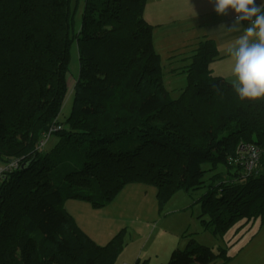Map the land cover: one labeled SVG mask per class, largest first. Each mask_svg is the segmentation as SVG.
<instances>
[{
  "label": "trees",
  "instance_id": "obj_1",
  "mask_svg": "<svg viewBox=\"0 0 264 264\" xmlns=\"http://www.w3.org/2000/svg\"><path fill=\"white\" fill-rule=\"evenodd\" d=\"M149 1L84 0L77 28L79 0H0V166L18 163L0 178V264H117L125 232L99 245L65 203L105 208L129 185L156 188L160 210L182 190L207 189L203 209L220 233L264 219L259 168L248 174L235 166L208 188L204 181L208 171L229 165L240 142L262 149L263 164L264 98L242 100L212 73L219 51L206 36L180 69L187 86L173 98L145 17ZM75 45L79 76L61 122ZM217 257L232 260L191 243L169 264Z\"/></svg>",
  "mask_w": 264,
  "mask_h": 264
},
{
  "label": "rangeland",
  "instance_id": "obj_2",
  "mask_svg": "<svg viewBox=\"0 0 264 264\" xmlns=\"http://www.w3.org/2000/svg\"><path fill=\"white\" fill-rule=\"evenodd\" d=\"M206 5L208 9L204 15L194 19L199 24L195 31H187L191 16H178V19L156 26L154 34V48L162 56L164 69L163 82L173 98H177L180 91L187 86L185 74H172L164 46L167 31L172 34H182L186 31L189 36L203 34V23L210 21L216 14L214 3ZM84 0H79V7L75 11L76 26H80ZM230 9L227 16L233 17ZM171 16H167L169 19ZM149 20H151L149 16ZM195 22V23H196ZM179 41L183 36H173ZM178 44V42H176ZM79 56L76 45L71 51L70 75L68 77L69 92L65 100L59 120L64 122L72 110L73 90L79 76ZM235 79V77H233ZM231 83V82H230ZM56 137L53 135L43 147L44 152L52 149ZM0 178L7 167L0 166ZM209 170L210 164L203 165ZM6 170V171H5ZM235 166L220 164L215 171H208L204 177L206 187L218 185L220 181L228 179L227 173H234ZM264 173V162L259 166ZM221 177L216 178L215 175ZM207 189H198L177 193L160 210L157 201V189L151 186L135 184L127 186L117 199L108 207L94 209L86 202L69 200L65 209L74 218L76 225L97 244L105 246L121 231L125 232L124 251L117 264H169L175 250H185L191 243L210 248L216 255L225 251L232 257L227 264H264V219L260 216L252 220H243L226 233L218 232L217 225L210 224L211 216L203 209L201 198ZM192 264H197L196 262ZM211 264H223V260L216 258Z\"/></svg>",
  "mask_w": 264,
  "mask_h": 264
},
{
  "label": "crops",
  "instance_id": "obj_3",
  "mask_svg": "<svg viewBox=\"0 0 264 264\" xmlns=\"http://www.w3.org/2000/svg\"><path fill=\"white\" fill-rule=\"evenodd\" d=\"M211 2L212 0H150L147 6L145 17L146 20L155 27V34L156 26L158 27L164 23H170L169 20L174 21L178 19L179 15L181 17L189 15L191 16V19L188 21L194 20V22L190 24L189 27L185 28H187V31L193 32L195 31L196 26L199 24V22H196L194 18L196 16L204 15L208 10L206 8V5H210L209 3ZM256 3L257 5H259L261 3H264V0H256ZM235 15L236 14L234 13L233 17H230L227 15H218L216 13L210 21L203 23V34L200 36L196 32L192 33L189 36V32L187 31L182 34H172L171 30L167 31V33L165 34L167 36L164 40V52H166L168 60L170 57H176L171 61L172 66L170 67V70L172 74L181 75L180 69L183 68L184 65H188L189 63L185 62V60L186 58L190 57V51L194 49L201 38L206 36L208 39H211L215 42L219 51V59L211 63L210 66L212 73L216 77H221L224 80L231 82L234 77L232 71L234 61L228 55L227 50L232 46L235 37L239 35V33L225 35L222 32L215 30H217L221 24L231 26ZM149 16L152 21L149 20ZM167 16L171 17H169V19H166ZM243 25L244 27L248 26L244 23ZM175 35L183 36V38L179 41H176L177 37L175 39L172 38ZM176 42H178V44ZM159 54L161 55V53Z\"/></svg>",
  "mask_w": 264,
  "mask_h": 264
},
{
  "label": "clouds",
  "instance_id": "obj_4",
  "mask_svg": "<svg viewBox=\"0 0 264 264\" xmlns=\"http://www.w3.org/2000/svg\"><path fill=\"white\" fill-rule=\"evenodd\" d=\"M218 15L234 11L231 26L221 24L215 31L225 35L239 33L228 48V55L234 61L231 84L239 97L249 100L264 98V3L256 0H212ZM248 26L244 27L243 22Z\"/></svg>",
  "mask_w": 264,
  "mask_h": 264
},
{
  "label": "built area",
  "instance_id": "obj_5",
  "mask_svg": "<svg viewBox=\"0 0 264 264\" xmlns=\"http://www.w3.org/2000/svg\"><path fill=\"white\" fill-rule=\"evenodd\" d=\"M243 23L248 25L247 21H244ZM61 129L62 128L60 126L52 128L47 134L46 138H49L52 133L60 131ZM262 153V149H260L257 145L240 142L236 153L228 158V164L231 166L242 167L245 172L251 174L256 172L259 168ZM17 167L18 163L14 162L10 166H8L6 170H10ZM0 172H2L1 168Z\"/></svg>",
  "mask_w": 264,
  "mask_h": 264
},
{
  "label": "water",
  "instance_id": "obj_6",
  "mask_svg": "<svg viewBox=\"0 0 264 264\" xmlns=\"http://www.w3.org/2000/svg\"><path fill=\"white\" fill-rule=\"evenodd\" d=\"M24 167H26V166H24Z\"/></svg>",
  "mask_w": 264,
  "mask_h": 264
}]
</instances>
